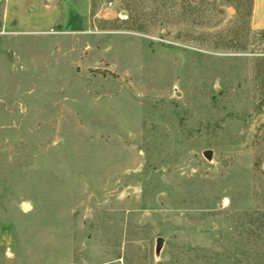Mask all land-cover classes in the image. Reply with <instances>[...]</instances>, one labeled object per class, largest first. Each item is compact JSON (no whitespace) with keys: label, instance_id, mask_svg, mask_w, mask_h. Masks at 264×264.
Wrapping results in <instances>:
<instances>
[{"label":"rangeland","instance_id":"obj_1","mask_svg":"<svg viewBox=\"0 0 264 264\" xmlns=\"http://www.w3.org/2000/svg\"><path fill=\"white\" fill-rule=\"evenodd\" d=\"M252 2L0 0V264H264Z\"/></svg>","mask_w":264,"mask_h":264},{"label":"crops","instance_id":"obj_2","mask_svg":"<svg viewBox=\"0 0 264 264\" xmlns=\"http://www.w3.org/2000/svg\"><path fill=\"white\" fill-rule=\"evenodd\" d=\"M251 24L256 30H264V0H253Z\"/></svg>","mask_w":264,"mask_h":264},{"label":"water","instance_id":"obj_3","mask_svg":"<svg viewBox=\"0 0 264 264\" xmlns=\"http://www.w3.org/2000/svg\"><path fill=\"white\" fill-rule=\"evenodd\" d=\"M204 154H205L208 158L211 156L210 150L205 151ZM162 243H163V238L160 237V238L158 239V242H157V247H158V249L162 246Z\"/></svg>","mask_w":264,"mask_h":264}]
</instances>
